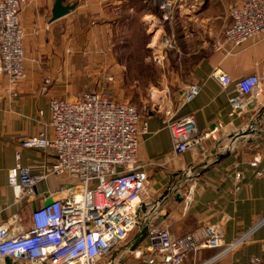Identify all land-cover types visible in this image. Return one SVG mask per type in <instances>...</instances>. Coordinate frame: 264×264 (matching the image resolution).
<instances>
[{"label": "crops", "instance_id": "0c3cea01", "mask_svg": "<svg viewBox=\"0 0 264 264\" xmlns=\"http://www.w3.org/2000/svg\"><path fill=\"white\" fill-rule=\"evenodd\" d=\"M148 1L66 0L76 8L54 22L51 18L56 0H33L21 12L27 32V77L13 88L0 74V225L8 227L11 234L30 232L32 212L49 200L81 191L80 183L69 175H52L36 185L32 196L18 201L9 186V171L21 165L37 174L44 164L55 161L53 150L23 148L22 140L43 131L52 138L51 100L78 99L91 88L100 89L101 84L95 81L86 83V77L96 80L110 74L114 79L121 78L124 67L112 56L106 66L102 56L86 60L82 55L112 42L109 33L127 28L135 16L140 21L150 20L152 15L145 6ZM226 10L220 36L231 23ZM62 27L66 28L64 40H56L52 33ZM72 31L75 33L70 35ZM221 39L214 42L215 49L207 57L181 60L179 67L175 65L166 72L170 78L189 79L199 85L201 93L196 98L141 116V124L147 122V133L139 137L137 156V166L147 176L139 210L141 225L162 222L175 236L207 224H221L224 230L223 246L191 251L184 264H249L253 256L264 259V224L259 226L264 221V38L219 50L216 44ZM217 68L234 82L251 74L262 79L250 106L239 116L232 114L229 103L234 85L225 91L211 77ZM46 77L52 84L43 94ZM190 114L195 115L201 133L212 135L178 156L167 123ZM223 155L227 157L220 160ZM256 160L258 166L253 167ZM238 173L243 175L240 180L236 178ZM249 233L242 247L226 251L237 238ZM147 246L145 239L142 251L137 249L136 254ZM140 258L149 264L144 254ZM0 264H6L5 258H0Z\"/></svg>", "mask_w": 264, "mask_h": 264}, {"label": "built area", "instance_id": "2783aa9c", "mask_svg": "<svg viewBox=\"0 0 264 264\" xmlns=\"http://www.w3.org/2000/svg\"><path fill=\"white\" fill-rule=\"evenodd\" d=\"M33 0H0V74L10 86L26 79L25 38L27 32L21 12ZM167 22L174 19V0H150ZM230 25L225 29L217 49L225 45L239 47L250 40L264 38V0H233L228 7ZM160 64L161 58H156ZM211 77L223 90L234 85L229 103L232 114L239 116L259 90L261 77L244 76L234 82L220 68ZM110 82L114 78L109 77ZM52 84L44 80L42 93ZM201 93V87L187 84L180 103L185 105ZM49 126L45 131L24 138L23 148L53 150L56 159L44 164L40 173L18 165L9 171V186L20 201L34 194L36 185L52 175L67 174L80 183L81 191L56 199L32 212V228L27 234H11L0 225V258L14 264H103L114 250L128 242L141 226V197L146 191L147 176L137 166L139 137L147 133L137 108L119 102L105 91H89L75 100L52 99ZM175 155H183L201 145L210 135L198 130L194 114L167 123ZM20 157L18 156V159ZM258 166V161L252 163ZM238 180L243 178L238 173ZM262 221L259 226L263 225ZM257 226L256 228H258ZM148 246L143 254L149 264H184L187 254L202 249L220 248L224 243L221 224L203 225L182 236H175L164 223L148 224ZM252 233V232H251ZM251 233L237 238L227 252L247 243ZM113 258V257H112ZM249 264H264L253 256Z\"/></svg>", "mask_w": 264, "mask_h": 264}, {"label": "rangeland", "instance_id": "374dc122", "mask_svg": "<svg viewBox=\"0 0 264 264\" xmlns=\"http://www.w3.org/2000/svg\"><path fill=\"white\" fill-rule=\"evenodd\" d=\"M174 1L172 21L165 22L149 0V4L145 6L152 15L150 20L140 21L135 16L136 19L127 28L123 27L109 33L112 42L107 41L106 46L91 48L90 53L87 51L88 53L82 55L86 60L92 56L95 58L102 56L106 66L112 56L124 67L120 74L121 78H115L113 82L108 80L113 76L110 74L96 80L86 77L85 81L88 84L94 81L97 85L101 84L100 89L91 88L86 92L105 91L113 99L135 106L144 117L159 110L172 108L181 100L180 93L182 94L184 87L191 83V80L170 78L166 72L175 65L179 67L181 60L200 61L214 51V42L222 37L220 32L224 26L226 9L233 1ZM65 29L62 27L54 30L53 37L56 40L61 37L63 39L66 35ZM74 33L72 31L70 35ZM157 57L162 60L160 64L156 61ZM140 231L141 228L137 227L128 242L109 254L103 260V264H146L143 258L136 254L143 248L130 251L127 247ZM115 254L117 257L113 260Z\"/></svg>", "mask_w": 264, "mask_h": 264}, {"label": "water", "instance_id": "95a60500", "mask_svg": "<svg viewBox=\"0 0 264 264\" xmlns=\"http://www.w3.org/2000/svg\"><path fill=\"white\" fill-rule=\"evenodd\" d=\"M76 8V5H70L66 4V0H56L53 10H52V18L51 22L57 21L67 15H69L74 9ZM226 155L221 156L219 159L223 160L226 158ZM54 200H49L46 204L45 207L50 206ZM142 210H145L143 208ZM147 232H148V227H142L141 231L135 236V238L132 240L130 244L127 245L130 251H136L139 249L141 244L145 241L147 237ZM117 257V254L114 255L113 260H115ZM6 264H11V259L10 258H5Z\"/></svg>", "mask_w": 264, "mask_h": 264}, {"label": "bare ground", "instance_id": "6f19581e", "mask_svg": "<svg viewBox=\"0 0 264 264\" xmlns=\"http://www.w3.org/2000/svg\"><path fill=\"white\" fill-rule=\"evenodd\" d=\"M140 254H141V253H140ZM140 254H139V255H140Z\"/></svg>", "mask_w": 264, "mask_h": 264}]
</instances>
